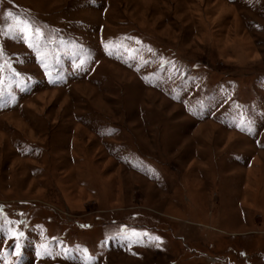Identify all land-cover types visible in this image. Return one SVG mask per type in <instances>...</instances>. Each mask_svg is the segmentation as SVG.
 I'll return each instance as SVG.
<instances>
[{
	"label": "rangeland",
	"instance_id": "rangeland-1",
	"mask_svg": "<svg viewBox=\"0 0 264 264\" xmlns=\"http://www.w3.org/2000/svg\"><path fill=\"white\" fill-rule=\"evenodd\" d=\"M0 264H264V0H0Z\"/></svg>",
	"mask_w": 264,
	"mask_h": 264
}]
</instances>
